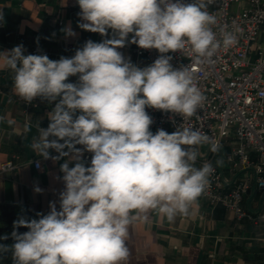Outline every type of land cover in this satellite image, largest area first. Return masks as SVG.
I'll use <instances>...</instances> for the list:
<instances>
[{"label":"clouds","instance_id":"9594fccd","mask_svg":"<svg viewBox=\"0 0 264 264\" xmlns=\"http://www.w3.org/2000/svg\"><path fill=\"white\" fill-rule=\"evenodd\" d=\"M76 2L82 21L78 27L99 33L105 37L101 42L89 39L74 56L58 60L25 55L23 44L0 52V61L14 73L15 95L26 104L39 99L53 105L48 126L36 125L31 149L45 160L67 158L60 165L64 190L59 210L50 202V211L37 213L38 219L18 217L11 233L14 243L0 244V252L12 253L14 264H125L129 226L147 220L149 211L169 222L189 215L215 171L211 163L195 166L199 148L220 150L209 136L189 127L171 134L161 128L154 134L146 111L191 117L205 99L192 72L174 69L172 57L165 54L190 45L200 62L221 45L237 43L228 31L222 42L217 39L211 27L216 17L207 10L213 0ZM4 24L0 9V27ZM62 31L76 36L70 23ZM128 43L161 55L140 68L118 51ZM73 76L76 82L69 81ZM30 130L26 124L25 132ZM85 152L92 153L90 166L83 162ZM34 191L44 190L36 186ZM21 227L28 231L18 232Z\"/></svg>","mask_w":264,"mask_h":264},{"label":"crops","instance_id":"0c3cea01","mask_svg":"<svg viewBox=\"0 0 264 264\" xmlns=\"http://www.w3.org/2000/svg\"><path fill=\"white\" fill-rule=\"evenodd\" d=\"M0 9L5 20L0 27V52L23 44L27 55L40 44L42 51L38 54L58 60L61 56H74L83 47L84 39L101 42L105 38L78 27L82 21L76 0H0ZM69 23L76 33L74 37L62 31ZM111 35L109 30L108 38ZM118 51L140 68L152 64L147 58L136 56L129 44ZM254 56L255 52L251 51L250 58ZM13 75L0 61V117H3L0 122V237H9L0 240V244L6 245L14 243L11 233L18 217L38 219L37 213L50 211V202H55L59 210V194L64 190L59 179L63 176L60 165L67 159L45 160L31 149L33 138L38 136L36 125L48 126V112L53 105L39 99L31 104L23 102L14 93ZM77 79L69 77L70 82ZM26 124H31L28 132H25ZM231 148L229 142L225 143L213 159L214 165L230 180L246 171L231 172L223 161ZM50 152L57 155L54 150ZM208 152L207 145L201 146L198 159ZM84 156L85 153L83 162L90 166L92 153L87 160ZM217 160L222 164L217 165ZM36 186L44 191L36 193ZM242 203L247 211L264 213V192L253 186ZM147 216V220L138 219L129 226L126 244L130 256L125 264H264V234L260 224L248 218L237 221L223 206L212 208L202 196L190 206L189 215H178L173 222L152 211ZM26 231L27 228L18 229L20 233ZM0 264H14L10 251L0 252Z\"/></svg>","mask_w":264,"mask_h":264},{"label":"built area","instance_id":"2783aa9c","mask_svg":"<svg viewBox=\"0 0 264 264\" xmlns=\"http://www.w3.org/2000/svg\"><path fill=\"white\" fill-rule=\"evenodd\" d=\"M207 10L216 17L217 23L211 27L217 39L222 42L223 32L228 31L236 35L237 43L227 48L221 45L212 57L200 62H196L190 45L165 54L172 57L174 69L187 67L192 72L205 99L191 117L146 108L153 119L150 131L155 134L162 128L171 134L178 127H189L209 136L220 149L229 142L231 152L224 155L223 161L231 172L246 171L230 180L213 163L217 153L209 150L196 161L202 166L211 163L215 169L201 196L212 208L223 206L237 221L248 218L260 224L264 234V213L247 211L242 203L253 186L264 192V0H213ZM128 44L136 56L152 63L161 55L156 49ZM41 51L37 44L31 53ZM251 51L255 52L253 59ZM90 154L85 152L84 158L87 160ZM35 165L39 168L38 162Z\"/></svg>","mask_w":264,"mask_h":264},{"label":"flooded vegetation","instance_id":"af4514ba","mask_svg":"<svg viewBox=\"0 0 264 264\" xmlns=\"http://www.w3.org/2000/svg\"><path fill=\"white\" fill-rule=\"evenodd\" d=\"M5 259V258H4Z\"/></svg>","mask_w":264,"mask_h":264}]
</instances>
